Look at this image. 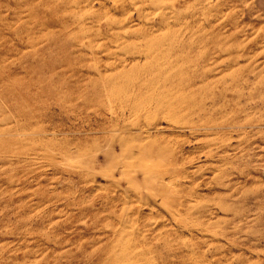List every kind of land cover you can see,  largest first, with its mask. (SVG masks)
<instances>
[{"label":"rangeland","instance_id":"1","mask_svg":"<svg viewBox=\"0 0 264 264\" xmlns=\"http://www.w3.org/2000/svg\"><path fill=\"white\" fill-rule=\"evenodd\" d=\"M0 264H264V0H0Z\"/></svg>","mask_w":264,"mask_h":264}]
</instances>
